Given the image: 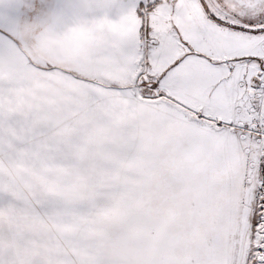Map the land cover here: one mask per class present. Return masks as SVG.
Returning <instances> with one entry per match:
<instances>
[{"label": "snow or ice", "instance_id": "obj_1", "mask_svg": "<svg viewBox=\"0 0 264 264\" xmlns=\"http://www.w3.org/2000/svg\"><path fill=\"white\" fill-rule=\"evenodd\" d=\"M0 264H264V0H0Z\"/></svg>", "mask_w": 264, "mask_h": 264}]
</instances>
